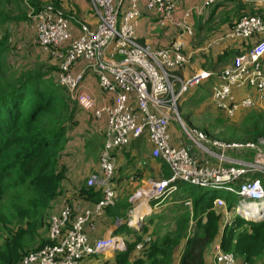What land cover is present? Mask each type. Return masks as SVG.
Masks as SVG:
<instances>
[{"label": "built area", "instance_id": "2783aa9c", "mask_svg": "<svg viewBox=\"0 0 264 264\" xmlns=\"http://www.w3.org/2000/svg\"><path fill=\"white\" fill-rule=\"evenodd\" d=\"M142 0H91L94 26L81 25L78 36L72 31L70 20L52 7L33 14L37 39L45 53L61 60L55 82L66 89L84 111H93L97 120L106 119L104 149L100 156V172L92 174L88 187L103 190L102 199L95 208L79 216L72 228L63 234L73 209L67 204L60 214L48 219L49 239L55 244L26 254L20 264H81L88 256L125 251L121 236L114 234L91 240L85 227L93 228V220L105 209L115 205L117 192L111 179L117 167L112 153L127 147L131 138L147 136L152 146L151 156L168 165L171 176L162 180H147L146 188L130 200L137 206L129 213L128 227L140 228L152 213V202L158 204L178 190V183L193 187L224 190L237 198L233 211L236 216L258 222L264 219V146L256 144L226 143L185 125L180 120L179 103L192 89L212 80L211 95L214 106L227 118L233 119L244 110L264 103V0H255L263 9L258 15L242 17L224 39L248 41L256 38L251 52L237 56L232 65L219 73L199 72L183 79L180 71L190 63L185 52V37L193 38L195 30L189 19L202 16L208 8L233 0H203L184 14L178 23L179 38L169 48L153 50L137 43L136 25L143 17ZM145 9L156 15L163 27L175 23V12L180 0H144ZM31 17V16H30ZM86 64L80 73L74 70ZM98 79L99 87L110 96L111 103L97 106L95 99L84 87L85 72ZM177 87V89H176ZM177 120L184 137L195 153L185 144L174 146L170 126ZM263 143V142H262ZM141 193L143 197L140 198ZM215 204H223V197L213 196ZM141 200L145 212L140 213ZM254 206L260 212L243 209ZM140 220L135 224L134 213ZM231 214L224 227L230 224ZM125 224L118 221L116 228ZM150 238L146 239L149 242ZM139 250L142 245L137 247ZM210 264H240L232 253L223 252L217 245Z\"/></svg>", "mask_w": 264, "mask_h": 264}, {"label": "trees", "instance_id": "16d2710c", "mask_svg": "<svg viewBox=\"0 0 264 264\" xmlns=\"http://www.w3.org/2000/svg\"><path fill=\"white\" fill-rule=\"evenodd\" d=\"M21 1L25 3L26 0ZM27 1L31 8L35 10L41 8L40 0ZM233 2L247 5L246 0L216 4L202 26L205 23L210 24L218 12L230 8L227 4ZM11 4L6 1L8 8ZM260 9L257 14H254V9L249 14H261L263 9ZM65 16L70 20L74 32L76 17L67 14ZM152 19L155 22L159 20L158 17ZM9 21L11 22L8 23ZM30 21L29 14L20 13L16 19L1 17L0 25L6 23L3 28L8 31L13 26H15L14 30L20 31L28 28L30 24H23H28ZM229 27L231 29L233 24ZM33 32L38 44V47L36 46L38 54L42 51L50 57L38 42L35 21ZM136 41L142 46L147 45L143 38H136ZM256 41V38L238 41L239 44L235 43L236 48L228 47L223 51L216 49L214 50L215 60H213V54L208 56L202 51V58L208 63L227 62L229 58L244 54L246 48L253 43L255 45ZM231 45L234 44L231 43ZM38 54L34 59L30 51L13 50L6 43L5 38L0 37V264H20L23 257L28 254L25 249L27 238H34L42 232L47 234L50 216L60 214L67 205L59 209L56 203L71 192L67 189L66 183L69 181L70 160L74 155L78 156L77 152L73 154L71 150L74 147L72 141L74 134L76 132L88 134L93 138V142L100 141L101 153L104 149L106 119L99 121L95 118L93 111L85 112L78 104L71 102L67 97L68 91L55 82V75L59 72L58 65L50 66L49 69L37 64L41 61L35 63L37 57H40ZM25 57L26 61L20 64V58ZM11 61L14 62L11 63ZM98 88L102 96L110 98L99 84ZM260 119L262 127L254 128L250 132L249 140L264 137V113L262 112H260ZM142 139L144 136H141L140 142L136 144L137 141L133 142L136 139L131 138L128 146L130 147L133 142L140 148ZM127 147L113 151L112 155L116 161L117 153L121 150L126 151ZM100 152L96 156L97 159L101 156ZM160 162L164 169L163 177L168 179L171 171L167 164ZM118 170L117 166L111 179V186L115 191L118 190L122 179H119ZM93 172L74 182L77 188L80 187L77 190L79 196L90 204L96 205L102 199L103 190L99 187L87 186V181ZM134 176L143 179L144 175L136 172ZM133 182L137 181L133 180ZM179 188L180 185L175 192L174 200H181L183 204L175 207L171 214L163 215V221L169 224L152 229L144 225L139 232L130 229L126 224L120 225L115 234L124 239L126 250L117 252L113 261L99 259L98 264H210L212 259H209V254L216 245H220L223 252L234 254L240 264H264V222L258 223L236 216L233 211L236 200L232 196H227L225 200L228 202V210L231 211V219L230 224L223 228L221 214L218 210H212L213 197L207 198L204 193L188 189L179 190ZM128 199V197L122 198L114 208L105 209L112 223L128 218L132 209ZM188 200L191 201L192 214L188 210L190 207H186L185 204ZM180 209H182L181 214L175 215V211ZM83 214L84 212L78 213L73 209L63 234H66L77 218ZM169 215L173 218L170 219ZM97 219L93 220L94 224ZM156 219L159 218L153 216L148 224ZM191 222L195 228L191 227ZM88 228V226L85 227L86 233ZM163 229L165 231L162 234ZM147 238H150L149 242H146ZM49 244L55 243L48 237L37 250ZM139 245H142L140 250L137 248ZM177 252H179L178 258ZM94 260L98 258L88 256L81 264H89Z\"/></svg>", "mask_w": 264, "mask_h": 264}, {"label": "rangeland", "instance_id": "374dc122", "mask_svg": "<svg viewBox=\"0 0 264 264\" xmlns=\"http://www.w3.org/2000/svg\"><path fill=\"white\" fill-rule=\"evenodd\" d=\"M6 1L12 3L9 8L6 6ZM40 1L42 2L41 8L39 10L38 9L35 10L34 8H31L28 5L27 0L25 1V3H23L21 0H0V18L2 17V18L16 19L18 18L20 13L29 14L31 16L30 23L23 24V25L30 24L29 27L24 30H20V31L14 30L15 26H13L8 31V29L3 28L6 25V23L0 25V37H4L6 43L10 45L13 48V50H19L22 52L30 51L34 56L33 57L34 59H35V55L38 54V50L36 49V46L38 47V44L36 41L35 34L33 32L34 29V21L32 19V16H34L33 14L39 12L43 8L52 7L56 11H61L63 14H67L68 16L81 18V15L78 13V8L83 9L86 7H90L91 9L90 0H40ZM227 5H229L230 8L223 9L220 12H218L216 14L215 19L210 24L207 25L205 23L202 26V23H198L196 25L195 35L193 38L189 39V43L187 42L185 48V52L191 56V59H190V63L188 64L189 66L188 65L185 66V68H183L179 73L182 80L189 79L199 72L219 73L223 70L222 68L227 67V65L231 64L236 58V57L235 58L233 57L234 59L229 58L227 62H222V63H208L204 58H202V54H201L202 51L206 53V55L208 56L213 54V60H215L214 57L216 52L214 50L216 49L220 50L219 45L215 43V38H224L226 36V34L222 32L225 29L224 26H229L230 24H233L234 26V24L241 17L252 15L249 13L253 11V9L255 10L254 14H257L261 10L260 7L256 6L255 0H250L249 2H247V5L245 6L241 5V3L239 5L238 2L229 3ZM213 9L214 6L209 7L207 13L212 12ZM88 13L91 14L89 10H86L87 15ZM196 19L198 20V18ZM10 22L11 21H9L8 23ZM80 23L92 26L88 22L80 21ZM141 24H142V20L140 19L138 21V25ZM149 26L150 23H147L146 21L145 24L144 22V27L139 31L137 39L143 38V41L147 43L146 46L151 47L153 50L169 48L170 46L168 45H170L173 42V40L176 38L179 29L176 25L168 29L161 27L149 28ZM220 32L221 34H219ZM224 40L225 42H229L232 44L236 43L232 39H224ZM253 47H254V43L248 46L244 54L242 55L243 56L248 55L253 49ZM38 55L40 57H37L35 63L37 61H41L40 63L37 64L43 67H47L50 69L51 67L54 66L57 67V65L59 67V65L61 64V60L59 58L51 55L49 57L48 55H45L42 51H40V54ZM25 61H26V57L20 58L19 63L21 64L22 62ZM13 62L14 61H11V63ZM19 63L17 64L19 65ZM212 83H213L212 80L203 82L200 86L192 89L189 93H187L184 96V98L180 101L179 103L180 107L178 113L180 114L182 123L190 126L193 129H197L207 134L209 137L213 139L221 140L226 143L256 144V146L261 150L262 147L264 146V137L262 136L258 137L256 140H249V137H250V132L254 128L262 127L260 112L264 113V103L261 104L260 107H257L253 110H247L241 112L233 119L227 118L213 104L212 95H211ZM67 97L74 104H78V100H74L73 96H71L69 92H67ZM173 122H174V126L178 128L181 132L182 129L180 123L177 120H174ZM145 139L147 140L146 136ZM88 142L91 143L89 144ZM80 145L81 148L79 152L83 154L82 158L83 160L85 159L87 163V168H89L90 165H92L91 171H94L92 174H95V172H100V169L97 171V168L100 165L99 163L100 157H98V159L96 158V156L100 152V141L93 142V138L89 137L88 139H85L83 142H81ZM141 149L145 150V152L148 153V149L145 145H143ZM85 161H81V164L84 165ZM161 170L164 175V169ZM81 171L85 176L89 174V172L86 173L83 170V168L80 169V172ZM262 180L264 182V177H262ZM136 189L137 188H135V190ZM180 189H188L197 193H204L207 198H212L215 195L225 198L227 196L229 197L230 195L224 190L215 191L212 189H203L199 187H193L191 185L184 183L180 184ZM132 191L133 188H128L127 190H125L127 195H132ZM233 199L237 200V198H233ZM136 206L137 203L132 205V209H134ZM225 206L228 209V202L226 200L223 201L222 209L219 208V212L221 215L222 214L225 215L224 212ZM213 207L218 208V204L213 205ZM230 214L231 211H229V214L225 216L229 217ZM262 222H264V219L258 221V223H262ZM47 235H49V232L47 234L46 232H42L41 235L39 234V236L36 237L34 236V238L28 237L27 240L25 241V247H26L25 249L28 251V253L35 252L37 248H39L40 244L47 239L46 237Z\"/></svg>", "mask_w": 264, "mask_h": 264}, {"label": "crops", "instance_id": "0c3cea01", "mask_svg": "<svg viewBox=\"0 0 264 264\" xmlns=\"http://www.w3.org/2000/svg\"><path fill=\"white\" fill-rule=\"evenodd\" d=\"M200 1L201 0H180L179 4H178V7L176 9V12H175V23L174 24H169V25L163 27V26H161L159 24L158 21L157 22L153 21L152 18L156 19L157 16H155L153 14H150V13H147L146 9L144 8L145 7V1L142 0L141 1V9L143 10V17L141 18L142 24L138 25V23H137V25H136V34L138 35L139 31L144 27V22L146 24V21H147V23H150L149 28H151V27H155V28L161 27V28H167L168 29V28H171V27H173L175 25L177 26L178 23L181 20L184 19L185 12L187 10L191 9L194 6L201 4L202 2H200ZM246 1L249 2L250 0H246ZM90 6H91V9H92L91 0H90ZM91 9H90V7H86V8H83V9H79L78 8V13L81 15V18L77 19V18L74 17L75 18V21H74L75 22V25H74L75 35H80V33H81V25H82V23H80V21L88 22L92 26L95 25L96 20L94 19V13L92 14L93 9H92V11H91ZM86 10H89V12L91 14L88 13V15H87L86 14ZM210 13L211 12L207 13V11H206L202 16H199L198 14L192 15V17L189 19V22L192 24L194 30L196 29L195 26L199 22L204 23V21L207 19L208 15ZM196 18H198V20ZM224 27H225V29L222 32L227 34L230 31V29H229L230 27L229 26H224ZM180 34H181V30L178 29V34H177L176 38L173 40L172 43H174L179 38ZM219 34H221V32ZM189 39H191V38H188V37L184 38V40L186 42H188V43H189ZM216 39H218V38H215V40ZM235 42H236V44H239L238 41H235ZM172 43L170 45H168V46H171ZM236 44L231 45V43L225 42V40H224L221 44H219L220 51H223V50L227 49L228 47H230V49L236 48L237 47ZM232 63L230 65H232ZM85 66H86V64L80 65L79 67H77L74 70V72L75 73H80L84 69ZM84 87H85V90L89 94H91L93 96V98L96 101L97 106L110 104L112 102L111 99L108 96H102L101 95L100 90L98 88V79H97L96 76H94L92 74V72L91 73L89 71L85 72ZM260 106L261 105H259L257 107H260ZM179 132H180V130L174 126V123H172L171 126H170V134H171L173 145L174 146H178L179 144H185L191 149V151L193 153H195L194 148H192L191 143L184 137L182 131L180 133ZM74 135H75L74 138H72L74 147H72L71 150L73 151V154H74V152H77L78 156L74 155V157H72L71 160H70L71 167H70V172H68L69 181L66 183L67 189H69L71 192L66 194V196L62 197L61 199H59L57 201V203H56V206L59 209H61L66 204H69V205H71L73 207L75 212L83 213V212H85L87 210H91V209L95 208V206L97 205V204L96 205L90 204V202H87L81 196H79V193H77V190L80 189V187L77 188L75 186V182H74L76 179H79L80 177H84L85 176L82 173V171L80 172L81 168H83V170L86 173L89 172V174H90V172L92 170V165H90V167L87 168V163H86L85 159L83 160V158H82L83 154L81 152H79L80 148H81L80 143L83 142L85 139H88L89 137L91 138V136L88 135V134L83 135L82 133H79V132H76ZM135 141H137L136 142V144H137L138 142H140V138L134 140L133 142H135ZM133 142H132V144H133ZM132 144L130 145V147L129 146L127 147L126 151L121 150L120 152L117 153L118 160L116 162H117V166L119 168V170H118L119 177H120L119 179H121V178L122 179L119 182L118 190H116V192H117L116 203L111 208H114L117 205L118 201L120 199H122V198L128 197L129 198L128 200L130 202L131 198L136 193L142 191L143 189H145L147 187L146 183H145L147 180H150V179L162 180V179H164V177H163L164 175H163V172L161 170L162 169L161 162L159 160L153 159L152 156H151L152 146H151V144H150V142L148 140V137H147V140H146L145 136H144V139H142V144H141L140 148H138L136 144H133V145ZM143 145H145L147 147L148 153H146L145 150L141 149V147ZM81 161H85L84 165L81 164ZM98 170H99V166L97 168V171ZM167 171L169 172V170H167ZM136 172H140V174H143L144 175L143 179L135 178L134 173H136ZM88 175H86V176H88ZM151 177H153V178H151ZM156 177H158V178H156ZM133 180H136L137 182L134 183ZM139 182L142 183V184H139ZM180 184H182V183H178V187H179ZM128 188H133L132 195L139 188L140 189L132 196V195H127V193L125 192V190H127ZM135 188H137V189L135 190ZM179 190H180V188H179ZM175 194L176 193H173L170 196L171 198L169 197L170 199L167 198L166 200L160 202L158 204V206L155 207V208L153 206L156 204V202H152V208H153L152 209V213H151L150 216L147 217L148 219L146 218L147 220L146 219L144 220V222L142 223L141 227L138 228V229H136L135 227H129V228L134 230V231L136 230V231L139 232L140 229L144 225H148L152 229V228H158L160 226H166L167 224H169V223H166V222L163 221V215L164 214H171V211L175 207L183 204L181 200H174L173 196ZM184 195H186V193H184ZM224 200H225V198L223 197V201ZM212 203H213V205H216L214 202H212ZM130 204H131V202H130ZM185 204H186V207L187 206L190 207L188 210L192 214L191 201L188 200V201L185 202ZM222 205L223 204H221V205L218 204V208H214L213 207L212 210L213 211H215V210L219 211V208L222 209ZM140 207H141L140 213L144 214L145 207L144 206H140ZM181 210L182 209H180V211H175V215L179 216L181 214L180 213ZM131 211L132 210H130V212ZM224 212H225V215L229 214V210L227 209L226 206L224 207ZM135 213L137 214L136 216L139 217V219H140V215H142V214H140L139 211H137ZM219 214H220V212H219ZM225 215L224 214L221 215L222 218H223V228H224V221L226 220V216ZM128 216H129V214H128ZM153 216H154V218L158 217L159 219H156L153 222H150V224H148L149 220ZM169 218L172 219L173 218L172 215H169ZM127 219L123 221L125 224L127 222ZM117 222L116 223H112L111 219L108 217V214L104 211L103 214L98 217L97 222L95 223L96 226H94L93 228L89 227L87 229L88 236L91 239H93V240H98L99 238L108 236V235L112 234L113 232L115 234V232L117 230V228H116ZM171 226H172V228H174V224H172ZM191 227L195 228L194 224L192 222H191ZM164 231H165V229H163L162 234L164 233ZM46 237L48 239V235ZM216 246L214 247L213 251L209 254V259L213 258ZM115 254L116 253H107V254H104V255L95 256V258H98V260H94L93 262H90L89 264H98V263H100L99 259H107L109 261H113ZM178 255H179V252H177V255H176L177 258H178Z\"/></svg>", "mask_w": 264, "mask_h": 264}, {"label": "bare ground", "instance_id": "6f19581e", "mask_svg": "<svg viewBox=\"0 0 264 264\" xmlns=\"http://www.w3.org/2000/svg\"><path fill=\"white\" fill-rule=\"evenodd\" d=\"M143 197V193H141V195H140V198H142ZM145 205V201L144 200H141V205L140 206H144ZM249 206H250V204H249ZM244 211H246V212H260L262 209H257L256 207H252V206H250V207H247V208H244L243 209ZM134 215L136 216L137 214L136 213H134ZM140 219H139V217H135V219L132 221V224H135L136 222H138Z\"/></svg>", "mask_w": 264, "mask_h": 264}, {"label": "water", "instance_id": "95a60500", "mask_svg": "<svg viewBox=\"0 0 264 264\" xmlns=\"http://www.w3.org/2000/svg\"><path fill=\"white\" fill-rule=\"evenodd\" d=\"M181 120V119H180ZM182 121V120H181Z\"/></svg>", "mask_w": 264, "mask_h": 264}]
</instances>
